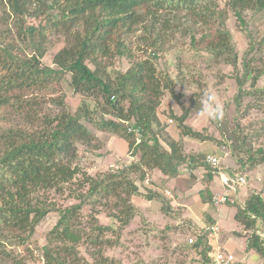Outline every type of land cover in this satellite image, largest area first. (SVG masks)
Segmentation results:
<instances>
[{
  "label": "trees",
  "instance_id": "16d2710c",
  "mask_svg": "<svg viewBox=\"0 0 264 264\" xmlns=\"http://www.w3.org/2000/svg\"><path fill=\"white\" fill-rule=\"evenodd\" d=\"M225 3L248 31L250 52H260L263 63L261 67L252 66L254 56L244 62L245 76L238 78L235 102L241 106L244 93L263 101L264 89L255 85L264 73V30L251 29L246 14L263 13L264 0ZM182 11L193 24L214 25L212 38L201 41L217 59L237 68L238 54L231 31L222 20L224 11L218 0H0V111L10 110L12 119L0 118V264H125L105 251L120 238L114 236L115 228L96 215L90 216V222L82 221L86 204L90 203L92 209L94 204L106 206L109 216L124 227L135 219L137 207L132 197L140 194L139 184L153 168L158 167L170 177L186 174L192 181L201 169L203 182L212 179L208 154L185 149L184 138L208 139L187 123L188 110L179 115L171 108L166 114L178 137L169 134V126L162 125L158 114L166 90L175 99L180 95L175 91L178 80L162 75L156 59L168 32L182 28ZM28 17L41 21L29 24ZM138 29L151 34L146 41L155 57L136 59L127 37ZM50 33L55 37L63 35L66 45L55 53L52 64H46L42 59L48 51ZM184 34H190L195 43V34L189 27ZM117 56L136 60L125 71L111 72L104 59ZM247 76H251L253 92L244 89ZM65 79L74 94L87 93L101 99L97 101L103 111L99 122L90 103L82 102L73 112L65 95L56 98L43 94L53 83ZM51 102L62 105V112L47 113L44 104ZM33 123L35 131L29 128ZM90 125L126 138L134 160L117 172H103L99 177L76 163V144L92 137ZM240 131L229 134L228 139L233 145L238 142L235 150L243 148L249 153L251 148L245 149ZM258 152H262L261 148ZM249 159L257 160L253 154ZM260 159L264 161V156ZM239 163L245 165V156L239 158ZM203 190V200L211 201L208 188ZM52 191L77 202L61 206L49 198L47 193ZM160 196L155 190L147 195L149 199ZM163 200H167L163 212L173 209L170 200ZM53 211L59 219L48 233L40 256L33 248L36 228ZM259 217L264 225V197L253 191L245 205L238 207L236 219L247 229H254L247 248L264 259V236L255 223ZM167 229L172 230L171 224ZM148 233L149 230L143 232L146 237ZM195 235L196 253L214 264L208 233L199 231Z\"/></svg>",
  "mask_w": 264,
  "mask_h": 264
},
{
  "label": "rangeland",
  "instance_id": "374dc122",
  "mask_svg": "<svg viewBox=\"0 0 264 264\" xmlns=\"http://www.w3.org/2000/svg\"><path fill=\"white\" fill-rule=\"evenodd\" d=\"M218 1L220 7L224 11V19L222 20L225 21L227 28L231 31L235 50L238 54L237 68L226 63L224 59H217L206 50L205 43L201 41V38H212L213 32L215 31L214 25L204 26L203 24H193L188 17L184 16L186 13L185 11L179 12V14L183 16L180 18V21L183 23L182 28L178 29L176 32H168V35L164 37L166 41L165 44L163 43V51L157 56L156 63L158 71L162 75L166 73L174 76L178 80L175 91L180 95L178 99H175L170 95L171 92L166 90L162 98L163 102L161 104V109L164 110V108L170 106L171 111V107L174 108L176 106L178 111L177 114L179 115L188 110L189 117L187 123H190L196 130H199L202 135L208 137V139L198 138L186 141L184 143L185 149H189L190 151L203 150L207 154L212 153L219 156L221 158V168L218 173L220 177L222 174H246L248 176V183L243 188H238L240 186H237L238 189L236 191L240 190L243 195L247 192L250 194L256 191L261 193L264 197V161L260 159L264 156V100L255 101L256 96L244 93L241 106H238L235 102V96L239 91L238 78L245 76L244 62L251 56H254L255 61L252 62V66L256 65L261 67L263 65L260 58L262 55L258 51L250 52L248 31L239 25V21L234 12L226 7L225 0ZM52 12L57 13L58 10ZM246 17L251 29L259 27L260 31L264 30V12L257 13L249 11ZM40 21L38 17H28L29 24L37 25ZM186 27H189L191 32L195 34V43L192 41L190 34H184V29ZM205 33L208 34V37H202ZM210 33L212 35H210ZM150 36L151 34L138 29L127 37V41L133 51L136 52V59L144 58L146 55L155 57L152 53L153 50L148 48L146 41ZM26 44L28 45L27 42ZM65 45L66 40L63 35H61V37H55L50 33L46 45L48 51L42 59L43 62L52 64L55 53ZM28 51L30 52L29 48ZM136 59L133 58L129 60L128 58L117 56L109 57L104 60L109 64L108 69L111 72L114 70L119 72L127 70ZM250 77L251 76H247L244 78V89L253 92V89H251L252 80ZM65 78L68 79L69 75H66ZM66 79L58 84L53 83L52 87L44 90L43 94H47L46 97L55 96L56 98L65 95V101L69 104L73 112L82 102H88L91 104L93 116L97 118L96 120L99 122V118H103V111L102 107L98 106L97 101L101 99H96V96L87 93L74 94ZM255 88L259 90L264 89V73L258 78ZM205 91L214 92L219 102L223 104L224 115L221 120L212 121L198 115V99ZM49 104H44V106L48 107L47 111L46 108L44 110L47 113L55 115L58 112H62V105L52 102ZM254 104L257 106H254ZM165 112L166 111L163 113ZM108 115L107 117H109ZM0 118H4V120L9 118V120H12L10 119V110L0 111ZM5 122L6 124H13V121L12 123L8 121ZM169 124H173V122H169ZM24 125H26V123H24ZM90 126L93 128L90 127L92 137L88 139L89 141L87 142L78 141L76 144L78 158H76L75 162L84 166L96 177L101 176L103 172H117L121 170V167L124 166L125 163H122L121 166L116 165L117 161H111V159L108 160L106 158L108 154L106 150L109 148V143L112 144V148L121 149V145L124 144L123 141L118 139L121 137L104 131L100 133L96 126ZM29 128L35 131L37 126L33 123L29 125ZM238 129L241 130L240 136L245 141V149L251 148V152H244L243 148L235 150L234 145L237 144L239 146L238 142H234L233 145V141L228 139L229 134H233V132L238 134ZM136 142L139 141L136 139ZM258 148H261L262 152H258ZM129 153L131 154L130 151ZM252 154L257 158V160L253 162L249 159ZM243 156H245V165L239 163V158ZM136 158H138V156H136ZM198 174L199 177L196 175L195 178H193L195 182L202 180L201 177L203 176L201 169ZM190 179L191 176H189L188 180ZM223 186L229 189L228 186L224 184ZM85 189L87 190L88 187H85ZM150 191L154 190L151 189L147 191L145 188H142L141 193L147 197ZM226 192L227 190H224L223 194ZM47 194L49 198L52 199V202H59L61 206L77 202V200L74 199L66 200L63 195L57 194L54 191L48 192ZM164 198L167 199L166 196H164ZM166 201L167 200L161 201L162 207L167 205ZM89 204L84 206L82 221L84 223L90 222V216L96 215L100 221L102 220L112 225L116 230L114 236H119L120 238H116V245L106 247L105 251L125 264H212L211 261L202 260L201 256L196 253L197 250L193 248L196 242L195 237H197L195 234L198 235L199 231L205 233V229L201 228L197 223L185 215V207L182 205H177L174 209L171 208L169 212L166 211V213H161L162 211L159 213L154 211L151 212L153 215L159 214V216L156 217H153L152 214L149 216L147 215L148 211H150L149 206H137L135 219H133L129 225L120 227L119 221L109 216L110 212L106 206L94 204L96 207L92 209V205ZM103 204H105V202ZM224 204L234 207L233 212L236 211L237 213L238 207H243L245 201H241L235 195L229 194L228 200ZM151 208L155 209L156 207L153 206ZM115 212L118 213V210ZM143 216L145 218L144 221L142 218ZM58 219L59 214L53 211L38 224L35 233V243L33 244L36 254L41 256L42 246L46 243L47 235L57 223ZM209 223L214 224L213 221ZM255 223L257 231H259L262 236V234H264L263 219L260 217L256 218ZM170 224L172 230L167 229V226ZM145 230L150 231L147 237L143 234ZM253 230L252 228L247 229L241 223L240 233L247 241ZM191 237L194 238V243L189 242V238ZM208 238L211 243L213 237L208 236ZM211 248L212 251V243ZM250 252L248 256L255 259L254 264H264V259L259 257L255 251L252 250Z\"/></svg>",
  "mask_w": 264,
  "mask_h": 264
},
{
  "label": "crops",
  "instance_id": "0c3cea01",
  "mask_svg": "<svg viewBox=\"0 0 264 264\" xmlns=\"http://www.w3.org/2000/svg\"><path fill=\"white\" fill-rule=\"evenodd\" d=\"M162 107V106H161ZM159 108V117L162 125H168L167 130L170 135L173 137H178L177 131L171 126L168 122L167 113L170 110V106L168 108L161 109ZM172 108V107H171ZM174 112L177 114L178 111L176 106L172 108ZM163 110V111H162ZM166 111V113H163ZM102 133L103 131H99ZM108 132V131H104ZM109 134H113L115 136H119L121 141L124 142L122 144L121 149H114L111 147V143L108 144L109 148L106 150L108 152L106 158L111 161H117L116 165H122V163L129 164L134 158L132 154L129 153V143L126 138L109 132ZM114 137V136H113ZM112 137V138H113ZM184 138V141H190L191 139ZM195 141V140H193ZM128 147V148H127ZM127 153V154H126ZM129 153V154H128ZM131 155V156H130ZM103 157V156H101ZM101 159V158H100ZM199 175V174H198ZM199 177V176H198ZM202 178V177H201ZM186 174L180 173L177 176L170 177L169 175L164 174L158 167L153 168L152 171L147 175V179L144 183H140V194L133 195L132 202L137 207H146L149 206L150 211H148V216L152 214L151 212H161L162 211V198L164 196L170 200L173 209L177 205H182L185 207V215L188 216L192 221L197 223L201 228L205 229L209 233V228L212 225H218L220 227L219 237L216 239H212L211 243L214 246L221 245L225 247L228 251L232 252L237 259L240 261V264H254L255 259L250 258L248 253H251L248 250V241L245 237L241 236V222L236 219V211L233 212L234 207H230L228 204H219L217 202V195H222L224 190H227L228 194L235 195L239 200L245 201L247 197L251 194L245 193L241 194V191H236L238 188H243L245 185L240 187H234L226 189L223 186L221 181V177L217 174L212 177L209 182H203L202 180H198L196 182L192 181V179L188 180ZM145 188L147 191L149 188L159 192L161 194L160 197H154L149 199L141 193L142 188ZM208 188L210 193L212 194V200L206 201L203 200L205 191L204 188ZM165 190H171L173 196H168L165 193ZM144 191V190H143ZM150 194V193H149ZM216 197V198H215ZM214 200V202H213ZM204 201V202H203ZM150 204V205H149ZM155 206L153 209L151 207ZM163 213V211L161 212ZM153 215V214H152ZM159 216V214L153 215V217ZM208 220L214 222V224H210ZM247 244V245H246ZM246 249V250H245Z\"/></svg>",
  "mask_w": 264,
  "mask_h": 264
},
{
  "label": "built area",
  "instance_id": "2783aa9c",
  "mask_svg": "<svg viewBox=\"0 0 264 264\" xmlns=\"http://www.w3.org/2000/svg\"><path fill=\"white\" fill-rule=\"evenodd\" d=\"M169 122H172V120L170 119ZM129 131H132V128H129ZM137 140L139 141V138H137ZM206 161L213 168L214 176L217 175L220 172L221 168V158L215 154L210 153L207 155ZM185 171L189 173L187 168H185ZM221 181L224 185L228 186L231 189L237 186L246 185L248 183V177L246 174L239 173H234L233 175L222 174ZM165 193L168 196H173L171 190H165ZM228 195L229 194L227 192L222 195H217V202L219 204L226 203V201L228 200ZM253 217H255V215H253ZM219 234L220 227L218 225L210 226L208 233L209 237H213V239H216L219 237ZM262 235L264 236V234ZM189 242L193 243L194 238H189ZM210 255L214 264H240V261L237 259V257L221 245H217L215 247L213 246V250L210 251Z\"/></svg>",
  "mask_w": 264,
  "mask_h": 264
},
{
  "label": "clouds",
  "instance_id": "9594fccd",
  "mask_svg": "<svg viewBox=\"0 0 264 264\" xmlns=\"http://www.w3.org/2000/svg\"><path fill=\"white\" fill-rule=\"evenodd\" d=\"M198 115L208 120L218 121L223 118V104L219 102L216 94L211 91H205L198 99ZM208 233V231L206 230Z\"/></svg>",
  "mask_w": 264,
  "mask_h": 264
}]
</instances>
